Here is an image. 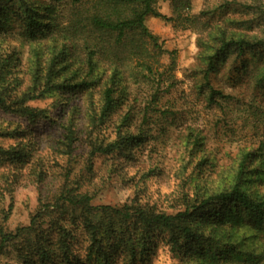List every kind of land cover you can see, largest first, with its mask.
Listing matches in <instances>:
<instances>
[{"label": "trees", "instance_id": "16d2710c", "mask_svg": "<svg viewBox=\"0 0 264 264\" xmlns=\"http://www.w3.org/2000/svg\"><path fill=\"white\" fill-rule=\"evenodd\" d=\"M5 1L0 5V111L28 124L23 129L0 118V140L15 141L0 143V178L7 188L20 183L24 169L37 187L48 177L46 158L33 135L50 116L48 110L30 106L32 101L55 99L53 104L70 116L59 126L63 132L52 148L56 159L70 161L83 144L90 162L98 154L126 157L140 146L153 109L138 102L143 87L151 101L158 99L165 77L159 69L167 54L147 19H172L156 10L157 0ZM226 4L220 9H227ZM191 5L192 0H173L174 19L188 17ZM235 6L246 19L234 28L225 21L198 39L203 68L196 73L209 103L230 97L214 88L212 77L232 60H241L236 71L241 68L253 89L264 91V0ZM189 17L195 25L202 14ZM7 38L30 46L24 88L18 55L3 49ZM175 81L170 74L163 90L169 92ZM79 105L86 111L84 138L74 124ZM138 117L140 126L134 124ZM108 123H114L117 138L106 143L96 134ZM201 141L196 136L194 146ZM258 160L254 152L242 150L221 189L186 197L185 210L176 214L140 205L95 206L88 194L64 182L51 200H40L28 226L8 231V215L0 220V264H139L154 253L158 240L166 241L174 255L184 253L182 264L188 259L194 264H264V168L254 165ZM210 225L213 232H224L216 238L219 242L204 239L202 229Z\"/></svg>", "mask_w": 264, "mask_h": 264}, {"label": "rangeland", "instance_id": "374dc122", "mask_svg": "<svg viewBox=\"0 0 264 264\" xmlns=\"http://www.w3.org/2000/svg\"><path fill=\"white\" fill-rule=\"evenodd\" d=\"M40 1L43 4L54 3L52 0ZM172 2H156V10L171 20L147 19L150 31L160 38L167 54L162 59V69H159L165 77L158 99L151 101L143 87L141 103L138 102L141 108L149 105L153 109L148 115L149 125L143 127L147 136L145 141L128 151L126 157L98 154L90 162L89 151L83 144L70 161L67 157L56 159L52 148L63 132L59 126L67 124L70 116L53 104L55 99L30 102L32 107L48 110L50 116V120L42 121L35 127L37 134L33 135L39 154L46 158L48 177L41 187H37L24 169L20 183L14 184L13 189H8L0 178V220L8 215L4 223L8 231L28 226L40 200H51L64 182H68L77 193L88 194L95 206L140 205L153 207L161 213L176 214L185 210L183 203L186 197L195 199L197 194L221 189L234 173L242 150L257 154L259 163L254 165L261 164L264 168V91L254 90L241 68L236 71L241 60H232L212 77L214 88L230 97H226L225 102L217 100L218 103H209L207 94L199 90L204 81L196 73L203 68L199 60L198 39H206L211 29L223 25L225 21L234 28L237 21L247 18L242 8L235 5L238 2L250 3L251 0H192L188 17L182 20L174 19ZM226 2L233 4L227 5ZM7 4L5 0H0V5ZM223 4L228 8L220 9ZM201 14L202 18L195 25L191 24L194 22L189 16ZM6 40L3 46L5 53H15L20 59L18 77L24 88L28 84L27 69L32 57L30 46L19 39ZM170 74L175 77V86L166 92L163 87L167 86L166 79ZM79 108L81 112L74 119V124L84 138L86 111L82 105ZM0 118H6L7 124L13 122L23 129L28 127L23 120L6 117L1 111ZM140 123L138 117L134 124L140 126ZM108 125L96 134L106 143L117 138L114 123ZM132 131L137 133L135 127ZM196 136L203 141L202 145L195 147ZM14 142L0 140L3 146ZM3 172L4 168H0V174ZM202 233L204 239L214 238L212 242H219L220 239L216 238L223 237L224 232H213L210 225L203 228ZM157 242L154 253L139 264H182L184 253L183 256L174 255L166 241ZM188 261L191 262L187 264H194L192 259L185 262Z\"/></svg>", "mask_w": 264, "mask_h": 264}]
</instances>
